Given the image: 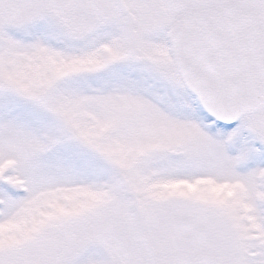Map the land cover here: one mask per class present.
I'll list each match as a JSON object with an SVG mask.
<instances>
[{"label": "snow or ice", "instance_id": "1", "mask_svg": "<svg viewBox=\"0 0 264 264\" xmlns=\"http://www.w3.org/2000/svg\"><path fill=\"white\" fill-rule=\"evenodd\" d=\"M0 264H264V0H0Z\"/></svg>", "mask_w": 264, "mask_h": 264}]
</instances>
